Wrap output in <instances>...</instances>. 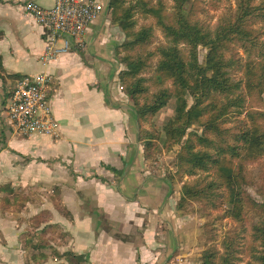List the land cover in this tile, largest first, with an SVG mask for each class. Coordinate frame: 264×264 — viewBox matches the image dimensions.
<instances>
[{
  "label": "crops",
  "instance_id": "crops-1",
  "mask_svg": "<svg viewBox=\"0 0 264 264\" xmlns=\"http://www.w3.org/2000/svg\"><path fill=\"white\" fill-rule=\"evenodd\" d=\"M27 1L54 2L0 0V197L7 186L27 195L21 209L30 216L49 212L42 226L65 236L50 243L60 264H199V217L179 211V186L146 164L133 104L118 83L120 33L109 0H95L103 10L83 49L46 64V28L23 10ZM38 74L51 78L56 134L21 136L6 119L7 102L16 80ZM15 212L0 201V264L31 263L23 224L6 216Z\"/></svg>",
  "mask_w": 264,
  "mask_h": 264
},
{
  "label": "trees",
  "instance_id": "trees-1",
  "mask_svg": "<svg viewBox=\"0 0 264 264\" xmlns=\"http://www.w3.org/2000/svg\"><path fill=\"white\" fill-rule=\"evenodd\" d=\"M172 1L170 18L165 22L161 17L158 21L164 45L152 51L148 50L151 28L140 25L133 31L135 9L140 7L146 12L152 5L145 0H134L133 5L128 6H125V0H109L108 4L113 21L127 38L122 45L124 55L120 60L125 70L118 73V83L133 104L144 159L147 161L150 137L142 125L148 122L147 117L175 98L173 117L162 129L166 144L170 148L179 144L192 125L201 126L206 133H188L187 137L190 135L192 140H185L176 155L178 175L198 176L193 183L182 185L178 210L186 201L193 200L219 207L225 218L243 224L248 221L249 211L255 210L264 217V201H253L243 189L249 184L244 175L246 163L264 158V130L254 122L255 113L244 110L245 97L264 92V27L256 26L264 23V1L236 0L232 15L221 20L213 29L194 19L192 12L187 10L192 0ZM157 5L164 9L160 3ZM234 46L241 49L243 56L234 58L231 55ZM198 47L206 49L202 64L198 63ZM151 67L154 68L153 75L146 77ZM231 69H238L243 77L233 79ZM167 81L171 90L165 87ZM243 90H246L245 93ZM186 96L193 99L190 106ZM243 112L246 120L235 134L230 135L228 143L226 130L221 129L219 122ZM200 173L204 175L201 177ZM1 190L6 193L0 197L3 209L12 206L17 210L22 207L26 199L24 196H18L7 186ZM260 191L264 199V190ZM8 195L12 196V200ZM55 206L59 213L66 216L57 202ZM42 215L46 217L48 213L42 211L36 216ZM45 222L44 218L35 227ZM250 230L252 245L246 264H264V228L251 223ZM21 237L22 247L26 250L46 247L40 244L32 247L31 242L35 238L26 233ZM63 255L68 260L73 256L69 252ZM40 257L45 258L43 255ZM29 259L37 261L33 254ZM237 261V249L228 241L223 243L222 252L209 247L199 257V264H237Z\"/></svg>",
  "mask_w": 264,
  "mask_h": 264
},
{
  "label": "rangeland",
  "instance_id": "rangeland-1",
  "mask_svg": "<svg viewBox=\"0 0 264 264\" xmlns=\"http://www.w3.org/2000/svg\"><path fill=\"white\" fill-rule=\"evenodd\" d=\"M145 1H148L152 5V7L146 12L142 11L140 7H137L135 9V13L133 15L135 27L133 28V31H136L140 25H145L151 28V44L148 47V50L152 51L155 47L159 45H164V38L159 28L158 21L161 17H163V20L165 22L170 18L173 1ZM235 2L236 0H192L190 2L191 5L190 3H188L187 10H190V12H192L194 19H197L204 26H208L209 29H213L217 23H220L221 20L226 19L228 16L232 15L236 5ZM133 3L134 0H125V6L133 5ZM158 3L163 5L164 9H161V7L157 5ZM108 17L110 19V22L118 28V31L120 33V41L117 47V51L119 53V60H121L122 56L124 55L122 45L127 41V38L125 33L118 26V24L113 21L109 8ZM256 26L264 27V23H261L260 25L257 24ZM205 53L206 49L202 47L197 48L198 63H203ZM231 55L234 58H236L237 56H243L241 49H239L237 46H234L232 48ZM154 61L155 58L152 60V62ZM122 65L123 69L125 70L124 63H122ZM149 70L150 71L145 74L146 77H149L152 72H154L153 67H151ZM231 70V75L233 79L237 80L243 77L242 72L238 69ZM165 87L171 90L172 87L169 81L165 83ZM245 91L246 90H243V93H245ZM257 92L258 91L254 93ZM244 99V110L250 111V113H255L254 122H256L259 127L264 130V92L260 95L254 94L249 97H245ZM186 101L187 105L190 106L192 104L193 99L190 96H186ZM175 106L176 99H170L163 108H161L152 116L147 117L148 122L144 123L142 127L143 130L150 137L147 146L148 151L146 164L149 166L150 169L159 171L160 173L166 175L168 179H170L171 183L176 186H179V191L181 195L182 185L184 183H193V181L197 179L198 176L190 177L178 175L176 167V155L180 151V148L185 140H192L190 135L189 137H187L188 133L194 132L198 135H206V133L203 132V128L201 126L192 125L186 131L185 137L182 139V141L179 144H175L170 148L164 140L165 138L162 129L166 122L173 117ZM245 115L246 114L244 112L239 116L233 114L228 116L223 122H219L221 129L226 130L227 135H225L226 141L228 143L229 141H231L230 135L235 134L237 130L242 127L241 125L243 121L246 120ZM239 121H241V123H239ZM247 163L244 167V175H246L249 184L243 186V189L253 201L261 203L264 201L263 197L259 194L262 192L260 191V189L264 190V158L254 162L249 161ZM198 175L202 177V175L204 174L200 173ZM18 196H24L25 198H27V195L19 194ZM30 196L33 201L38 198V195L36 194H31ZM50 197L54 198V196ZM179 198L177 199V202ZM44 211L46 213H49L47 210ZM180 211L186 213L190 212L191 214H196L197 217H199V220L201 222L199 226V244L201 246L200 256L202 252L209 247H213L218 252H222L223 243L225 241H228L231 242L237 249V256L239 257V261H237V264H246L247 261H249V247L252 245V241L250 239V224H256L259 228H264V217L262 216V214L255 210H252V212L249 211L248 221L245 224L241 222L232 221L229 218H225L223 216L222 210L219 207L214 208L199 201H186ZM32 212V210L24 211L20 208L17 209L16 212L12 215H6L7 217L15 219V221H17L18 223L23 224L18 231H22L27 235L33 236L35 238L31 242L32 247L37 244H40L43 247L44 245H46L44 249L38 248L30 250L29 248L27 250L28 252L26 257L29 258L31 254L36 256L37 261L31 262L30 264H60L58 263L59 258L56 257L57 255L55 254L57 252L54 250L53 247L50 246V243H53L56 238H60L59 241L61 242L65 236H60V232H58L57 228L53 225H44L43 227L42 223L39 225L38 228H36L35 225L38 221L42 222L44 218L45 221H48L50 215H46V217L43 215L41 217L36 216L37 214L30 216ZM21 213H23V215ZM2 214L4 215V213ZM21 221H23L24 223H21ZM44 230L47 232L46 234H44ZM41 255L45 256V258H41Z\"/></svg>",
  "mask_w": 264,
  "mask_h": 264
},
{
  "label": "built area",
  "instance_id": "built-area-1",
  "mask_svg": "<svg viewBox=\"0 0 264 264\" xmlns=\"http://www.w3.org/2000/svg\"><path fill=\"white\" fill-rule=\"evenodd\" d=\"M23 10L46 28L43 64L70 50H82L83 35L88 26L101 14L103 6L95 0H54L44 8L27 1ZM51 78L38 74L15 81L10 93L6 113L7 121L21 136H54L57 123L49 102Z\"/></svg>",
  "mask_w": 264,
  "mask_h": 264
}]
</instances>
